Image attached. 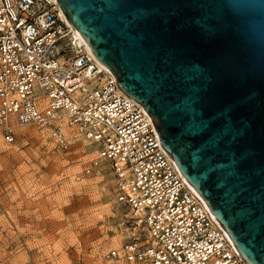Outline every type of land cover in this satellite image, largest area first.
<instances>
[{
  "label": "water",
  "instance_id": "water-1",
  "mask_svg": "<svg viewBox=\"0 0 264 264\" xmlns=\"http://www.w3.org/2000/svg\"><path fill=\"white\" fill-rule=\"evenodd\" d=\"M248 264H264V0H56Z\"/></svg>",
  "mask_w": 264,
  "mask_h": 264
},
{
  "label": "built area",
  "instance_id": "built-area-1",
  "mask_svg": "<svg viewBox=\"0 0 264 264\" xmlns=\"http://www.w3.org/2000/svg\"><path fill=\"white\" fill-rule=\"evenodd\" d=\"M28 125L62 149L72 136L88 141L96 158L86 174L106 163L116 201L143 225V239L107 253L114 264H248L56 0H0L1 137L10 143Z\"/></svg>",
  "mask_w": 264,
  "mask_h": 264
},
{
  "label": "rangeland",
  "instance_id": "rangeland-1",
  "mask_svg": "<svg viewBox=\"0 0 264 264\" xmlns=\"http://www.w3.org/2000/svg\"><path fill=\"white\" fill-rule=\"evenodd\" d=\"M95 158L81 137L62 149L29 125L10 143L0 134V264H114L111 249L143 239L106 163L85 173Z\"/></svg>",
  "mask_w": 264,
  "mask_h": 264
},
{
  "label": "bare ground",
  "instance_id": "bare-ground-1",
  "mask_svg": "<svg viewBox=\"0 0 264 264\" xmlns=\"http://www.w3.org/2000/svg\"><path fill=\"white\" fill-rule=\"evenodd\" d=\"M60 8V7H59ZM60 15L62 17V19L71 26L72 30L74 31L75 35L80 39L81 42H83L87 48V50L89 51V53L93 56V58L98 62L99 66L104 69L105 71H108V69H106L94 56L93 52L91 51V49L88 47V45L84 42L83 38L80 36V34L75 30V28L72 26V24L69 22V20L67 19L66 15L64 14L63 10L60 8ZM151 120V119H150ZM78 136H72V138H77ZM75 140V139H74ZM81 146V145H80Z\"/></svg>",
  "mask_w": 264,
  "mask_h": 264
}]
</instances>
